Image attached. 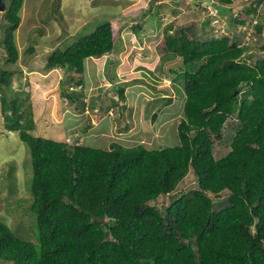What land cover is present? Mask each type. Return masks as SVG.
I'll list each match as a JSON object with an SVG mask.
<instances>
[{"label":"trees","instance_id":"1","mask_svg":"<svg viewBox=\"0 0 264 264\" xmlns=\"http://www.w3.org/2000/svg\"><path fill=\"white\" fill-rule=\"evenodd\" d=\"M22 1L11 0L0 15V115L29 153L37 237L24 240L0 219V264H264V26H254L257 49L235 30L238 14L255 7L239 13L231 0H216L214 11L234 17L228 34L216 37L200 36L199 22L191 20L164 29L158 53L179 58L182 69L172 80L184 92L178 145L98 149L30 134L35 124L30 107L22 109L29 80L21 66L34 49H23L21 58L14 40ZM134 27L141 38L142 28ZM114 40L107 21L46 56L45 71H73L61 79L67 83L59 86L61 99L71 105L82 96L84 60L114 51ZM116 90L111 105L121 116L126 97L121 84ZM189 172L193 188L173 194ZM159 198L166 204L157 205Z\"/></svg>","mask_w":264,"mask_h":264},{"label":"rangeland","instance_id":"2","mask_svg":"<svg viewBox=\"0 0 264 264\" xmlns=\"http://www.w3.org/2000/svg\"><path fill=\"white\" fill-rule=\"evenodd\" d=\"M215 1L210 0L209 4L206 3V0H177L174 3H162L159 6H167L168 11L172 8L179 10L180 13L175 18L173 17V22H171L173 19L167 15L162 17L159 26H157L155 24L158 18L156 13L159 11H155V8H153L152 14H146L145 19L148 24L154 19L153 28L159 29L174 23L197 21L199 22L197 30L202 37L228 34L234 17L230 12L214 11L212 2ZM4 2L7 12L11 0H4ZM251 2L255 4L254 0H231L229 6L238 10L239 13L243 10V6L255 7V12L238 14L242 19V24L235 30L240 34V38L245 44H252L251 46L257 49L255 41L256 39L258 41V36L254 26L257 23L264 26V1L255 4V6H252ZM6 12L3 14L6 15ZM206 18L210 24L202 23ZM101 24L93 26L94 29ZM92 30L91 27L88 31ZM168 34H173V31L171 30ZM153 35L152 38L145 39L144 44L140 47L142 50L137 46L128 51V54L123 57V61L129 59V68H125L121 73L116 75L118 68L116 69V65L113 64L118 59L110 60L105 67L106 74L104 75L109 78L108 80L97 81L99 76H96L94 69L86 64L82 72V87L77 90L82 96L79 94V97L74 99L75 103L73 102L71 105L67 99L60 98L59 86L67 87V83H63L62 80L57 82L58 74H60L58 70L47 72L39 70L37 73H26L29 76L30 84L28 87L23 84V98H26L24 99L26 101H22V109L29 106L32 112L31 117L34 120L35 128L30 134L70 143L77 139L85 146L98 149H107L111 147V143L123 147L141 144L147 149L178 145L176 124L183 118L184 92L182 88H179L178 81L174 83L172 80L177 73L182 72L181 61L177 57L166 61L165 56L163 57L161 52L158 53L157 45L154 48H149L150 43L159 41L161 32H154ZM128 36L129 34L125 37V44L129 42ZM35 40L36 38L33 39L34 43ZM77 40L68 39L60 49L67 48ZM133 57H137L138 61L135 64L139 65L137 67L142 72H140L139 79L129 81L126 76L129 75V79L135 77L134 70H132ZM37 62L39 64H35V67L42 68L43 60H37ZM152 67L153 73L159 75L158 79L148 73L147 69H152ZM71 74L73 71L67 70L66 75L63 74L62 77L69 78ZM114 77L116 79H113ZM120 84L126 97V110L122 113L120 108L121 116L118 115V108L113 107L112 109L111 105L118 99L116 87ZM17 85L15 81L13 83L15 90ZM87 88H91V91L88 92ZM80 101L85 102V108ZM75 105L83 107L85 110L78 112L74 110ZM4 123L3 116L0 115V219L18 237L35 243L37 237L35 220L29 210L31 198L27 189V183L32 175L29 153L26 145L20 141L18 132L5 130ZM225 145L226 140L218 145L220 151L218 154L226 151ZM194 183L193 175L189 172L173 194L192 189ZM166 202L167 198H159L157 205L161 206Z\"/></svg>","mask_w":264,"mask_h":264},{"label":"crops","instance_id":"3","mask_svg":"<svg viewBox=\"0 0 264 264\" xmlns=\"http://www.w3.org/2000/svg\"><path fill=\"white\" fill-rule=\"evenodd\" d=\"M152 1V0H151ZM150 0H23L19 10L20 22L15 31L16 45L22 58V51L26 47L33 44L34 52L27 58V62L21 66L23 73H37V71H45L44 65L46 56L49 55L54 49L61 48L68 39H81L89 33L93 32L94 27L97 24H103L105 22L111 23L113 31L115 33L114 40V51L108 53L101 58H87L83 62V68L90 65L94 69L96 76H99L97 81H105L109 78L104 76L106 74L107 63L115 59L113 64L118 68L116 75L124 71L125 68H129L128 60L123 61V57L128 54V51L132 47H139L142 50V45L146 38H152L154 32H161V37L158 42L149 44V48H154L160 43L165 28H153L154 19L148 24L146 14H152L153 8L155 11L158 10L157 20L155 24L159 26V22L163 16H169L173 19L180 12L172 8L170 11L167 10V6H159L162 3L172 2V0H159L154 3L156 6H151ZM55 10V14H54ZM154 11V12H155ZM1 16L3 13L0 14ZM151 16V15H150ZM174 19L171 21L173 22ZM151 24V26H150ZM142 28L141 32L144 33L141 38H136L132 30L134 26ZM149 25V26H147ZM168 25V24H167ZM87 27V28H86ZM93 28L90 32L89 28ZM97 28V27H96ZM145 30V31H143ZM40 31V32H39ZM134 31V30H133ZM167 32H171L168 30ZM39 33V34H37ZM41 33V34H40ZM129 34V42L125 44V37ZM36 38V42L33 39ZM77 40V41H78ZM76 42V41H75ZM74 42V43H75ZM72 45V44H71ZM137 57H133L132 60L134 70V78L126 79L129 81L140 78L139 65L136 66L135 62ZM25 59V57L23 58ZM37 60H43L42 68H36ZM142 62L141 60H139ZM39 64V63H38ZM24 67V68H23ZM154 67V66H153ZM153 67L150 69L153 72ZM58 70V80L62 79V71ZM48 71V70H47ZM45 71V72H47ZM50 71V70H49ZM137 73V74H136ZM149 73V72H148ZM151 74V73H149ZM27 75V74H26ZM155 75V74H154ZM152 75L153 78L159 75ZM164 75V74H163ZM114 79H116L114 77ZM29 80V76H28ZM30 84V81H29ZM29 86V85H28ZM26 86V87H28ZM90 92L91 88H87Z\"/></svg>","mask_w":264,"mask_h":264},{"label":"water","instance_id":"4","mask_svg":"<svg viewBox=\"0 0 264 264\" xmlns=\"http://www.w3.org/2000/svg\"><path fill=\"white\" fill-rule=\"evenodd\" d=\"M5 10V2L4 0H0V12H3ZM120 108H121V112H125V109H126V105L125 104H121L120 105ZM112 148V146H111Z\"/></svg>","mask_w":264,"mask_h":264},{"label":"clouds","instance_id":"5","mask_svg":"<svg viewBox=\"0 0 264 264\" xmlns=\"http://www.w3.org/2000/svg\"><path fill=\"white\" fill-rule=\"evenodd\" d=\"M212 4H213V2H212ZM5 10H6V5H5ZM5 10H4L3 12H0V14H1V13H4ZM155 79H156V78H155ZM134 80H135V79H134ZM80 87H82V86H80ZM80 87H78L77 90H78ZM168 87H169V86H168ZM97 88H98V86L95 88V91L97 90ZM158 88H159V87H158ZM169 88H170V87H169ZM121 104H125V105H126L125 102H123V103H121ZM121 104H120V105H121ZM112 109H113V107H112ZM125 110H126V109H125ZM159 148H161V147H159ZM27 184H28V183H27Z\"/></svg>","mask_w":264,"mask_h":264}]
</instances>
